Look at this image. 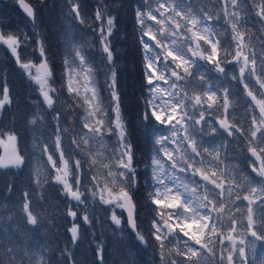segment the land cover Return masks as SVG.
Segmentation results:
<instances>
[{"label": "snow or ice", "instance_id": "snow-or-ice-1", "mask_svg": "<svg viewBox=\"0 0 264 264\" xmlns=\"http://www.w3.org/2000/svg\"><path fill=\"white\" fill-rule=\"evenodd\" d=\"M15 3L32 30L0 24V47L37 94L27 115L34 135L25 149L14 127H0V169L37 161L34 187L20 197L23 224L54 223L33 206L35 196L46 202L47 186L76 202L66 211L73 218L66 229L71 244L83 234L77 218L91 225L103 210L114 230H123L126 214L128 228L140 244H151L157 264H264V0H143L133 10L144 90L140 121L150 145L144 173L118 78L115 43L124 5L97 0L86 16L80 0H64L68 24L57 88L54 58L37 23L47 0ZM67 28L88 29L92 39ZM29 48L34 58H22ZM93 48L98 60L88 55ZM232 65L238 72L229 73ZM12 103L5 81L0 110ZM241 155L255 177L234 163ZM145 173L147 232L138 224L135 199ZM19 229L7 219L0 224V264H51L21 240ZM94 251L104 264L102 242ZM61 254L60 264H76L70 249Z\"/></svg>", "mask_w": 264, "mask_h": 264}, {"label": "trees", "instance_id": "trees-1", "mask_svg": "<svg viewBox=\"0 0 264 264\" xmlns=\"http://www.w3.org/2000/svg\"><path fill=\"white\" fill-rule=\"evenodd\" d=\"M35 2L36 0H33V3ZM80 2L85 15L91 16L97 6V0H80ZM109 2L124 5L119 12V31L116 34L118 40L115 43L118 53V78L123 93L122 111L127 122L129 139L137 148V158L140 161L137 166L138 170L144 173L145 159L143 157L150 151V145L145 138L143 125L140 121V114L143 111L141 97L144 90L141 88L142 60L134 35L136 26L133 11L143 3V0H109ZM65 10L64 0H47V6L39 11L37 19L39 31L47 40L49 55L54 58V86L57 88L63 83L61 79L62 53L64 32L68 24L63 15ZM0 24L6 30L19 28L22 31L30 32L33 27L27 17L18 10L15 0H0ZM67 31L83 32L88 40L92 39L88 29L67 28ZM25 53H29L28 59L32 58L31 48L27 52H23L22 56ZM88 55L92 59H99L97 48H93ZM5 81L10 88L13 103L0 110V127H14L21 137V147L30 149L34 133L27 124V115L35 110L37 94L22 70L15 65L10 54L4 47H0V86ZM66 97L65 91L57 107L65 103ZM35 135H39V133H35ZM36 164L35 159H30L28 164L21 169H0V224L6 219L12 223L13 228L20 224L17 235L21 240L30 242L37 255H42L45 261L50 260L51 264H60L64 259L61 253L67 247L74 255L76 264H99L94 250L102 242L104 264H157L158 257L154 258L151 244H140L127 228L125 221L121 226L122 231L114 230L115 226L107 218L109 213H105L103 210L96 213L91 225H84L83 221L77 218L76 222L81 225L83 234L77 244H71L66 229L71 226L73 218L67 217L66 211L69 206L75 207L76 202L60 196L56 188L46 186L43 190L46 202L40 200L39 196H35L34 199L37 203L33 205L38 213L43 208L47 216L54 220V223L46 224L40 228L26 227L20 215V197L25 190H32L34 187L30 173ZM146 175L147 173L140 177L141 186L135 194V199L140 205L138 224L145 232H147L151 220L146 204L147 186L144 183ZM9 185L13 186L11 191H9ZM82 215L83 212L80 213V216Z\"/></svg>", "mask_w": 264, "mask_h": 264}, {"label": "flooded vegetation", "instance_id": "flooded-vegetation-1", "mask_svg": "<svg viewBox=\"0 0 264 264\" xmlns=\"http://www.w3.org/2000/svg\"><path fill=\"white\" fill-rule=\"evenodd\" d=\"M221 23H223V22L221 21ZM228 71H229V73H236V72H238V66L237 65H232L231 67L228 68ZM234 86H235L236 89H239V90H242V87H243L240 84H235V82H234ZM240 111L242 112L243 109H240ZM229 162H231V161H229ZM234 163L238 164L239 167L245 172L246 175H250L252 177H255V173L251 172V168L248 167V163L249 162L244 156H242V155L239 156L238 159L236 161H234Z\"/></svg>", "mask_w": 264, "mask_h": 264}, {"label": "rangeland", "instance_id": "rangeland-1", "mask_svg": "<svg viewBox=\"0 0 264 264\" xmlns=\"http://www.w3.org/2000/svg\"><path fill=\"white\" fill-rule=\"evenodd\" d=\"M24 56H22V58H24V59H28L30 57L29 53H25ZM31 57L34 58L33 56H31ZM37 62H38V60H37Z\"/></svg>", "mask_w": 264, "mask_h": 264}, {"label": "water", "instance_id": "water-1", "mask_svg": "<svg viewBox=\"0 0 264 264\" xmlns=\"http://www.w3.org/2000/svg\"><path fill=\"white\" fill-rule=\"evenodd\" d=\"M17 5V4H16ZM17 7H18V9L21 11V13L22 14H24L23 12H22V10L19 8V6L17 5ZM25 15V14H24ZM125 220H126V214H125ZM126 225H127V221H126ZM127 228H128V226H127ZM129 229V228H128ZM130 230V232H131V229H129Z\"/></svg>", "mask_w": 264, "mask_h": 264}]
</instances>
